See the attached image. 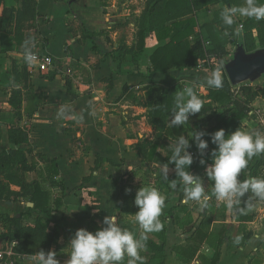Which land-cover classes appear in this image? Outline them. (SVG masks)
I'll use <instances>...</instances> for the list:
<instances>
[{"label":"crops","instance_id":"crops-1","mask_svg":"<svg viewBox=\"0 0 264 264\" xmlns=\"http://www.w3.org/2000/svg\"><path fill=\"white\" fill-rule=\"evenodd\" d=\"M148 1L33 0V16L24 21L18 16L19 0L0 2V153L13 148L11 129L28 133L29 142L21 149L29 151L27 159L35 170L27 177L41 183L51 195V213L43 217L57 230L58 238L50 251L56 253L59 264H66L70 258L68 247L75 232L86 229L95 233L105 227L103 220L108 215L117 216L122 228L139 237L142 230L135 219L139 209L134 200L142 187L159 189L166 201L160 217L163 227L147 234L146 247L140 253L145 264H264V200L252 197V206L244 213L227 210L214 196L207 208L202 209L197 202L184 204L175 169L170 167L168 180L160 173L165 154L159 149L153 158H144L137 151L139 143L160 142L148 113L149 103L162 88L178 86L181 92L183 87H200L197 94L204 98L202 102L219 109L207 97L209 87H201L200 80L194 83L196 77H208L202 65L166 73L154 70L150 56L161 45L155 34L145 40L143 50L137 51L138 21ZM240 1L199 5L187 11L180 20L193 16L198 23L192 44L198 40L197 35L204 36L203 30L223 38L225 33L232 34L220 13L237 7ZM128 4L130 9L126 8ZM234 19L238 34L243 36L244 29L239 26L248 17L241 20L237 13ZM252 34L256 51L262 46L256 29ZM26 41L32 53L55 58L56 68L42 73L31 67L25 59ZM233 49L225 48L231 55ZM70 69L72 73L68 74ZM259 84L260 92L264 85ZM62 108L65 114L58 118ZM249 116L230 129L210 124L202 131L224 129L226 136L239 128L264 133L262 95L251 105ZM189 122L181 126L190 140ZM191 142L195 149L188 151L197 157L191 172L203 179L206 192L211 194L212 182L205 169L212 163L213 148L201 157L195 141ZM201 159L206 165L200 164ZM50 161L59 170L54 182L47 169ZM150 166L155 169L150 170ZM251 177L264 178V154L254 157L239 179ZM158 180L168 186L161 188ZM175 180L177 187L173 188ZM247 199L248 194L240 207ZM27 204L24 200L0 199V216L20 218L28 212ZM1 231L6 233L4 226ZM17 254L21 259L16 264H34L35 255Z\"/></svg>","mask_w":264,"mask_h":264},{"label":"trees","instance_id":"trees-1","mask_svg":"<svg viewBox=\"0 0 264 264\" xmlns=\"http://www.w3.org/2000/svg\"><path fill=\"white\" fill-rule=\"evenodd\" d=\"M2 0H0L1 2ZM20 10L19 20H27L33 16V0H19ZM230 0H149L146 8L138 21V30L136 34L137 51L144 49L145 40L156 35L161 43L155 52L150 56L154 70L166 73L170 69L183 70L193 69L202 65L206 70L212 72L219 68L223 79V86L220 89L208 88L207 97L219 109L203 103L201 113L190 116L193 120L188 123V129L194 136L195 131H202L211 125L225 127L230 129L239 125L242 120L249 119L251 105L259 95L264 97V87L257 90V84L263 83L264 76L255 83H246L233 87L224 71V63L232 56L224 47L212 46L209 41H202L201 36L192 44L191 38L196 34L195 28L198 26L197 20L193 16H187L185 20H180L186 16V12L195 9L197 6H209L218 3H228ZM244 31L242 41L247 53L255 51V42L252 31L258 32L259 42L264 49V20L257 21L254 18H248L243 24ZM208 43V45H206ZM212 43V42H211ZM212 46V47H211ZM197 87H192L197 94ZM180 90L178 86H171L168 89L162 88L155 99L149 103V123L154 127L157 133V139L160 142L155 144L139 143L136 148L140 156L144 158L149 155L153 158L157 150L165 154L162 163H169L172 155V147L181 137L189 139L188 134L182 126L173 127L170 124L171 113L174 110L175 95ZM153 90H149L152 96ZM201 100H204L197 94ZM151 98V97H150ZM221 109H224L222 112ZM212 122V123H209ZM204 132L207 133L206 130ZM172 139L174 142H170ZM209 147L216 146L211 143L210 136H205ZM9 141L13 145L12 149H2L0 153V199L5 201L19 202L27 201L33 204V208H28V212L17 216H0V223L4 226L6 233L0 236L1 239L16 240L19 245L16 248L17 253L33 256L40 251L49 252L51 246L58 238L57 230L51 227V221L43 217L51 213V195L38 181H29L28 174L35 169L29 164L25 150L21 146L29 142V136L26 131L20 129H11L9 132ZM191 149H195L193 143ZM212 149V150H213ZM198 156V155H197ZM190 171L197 164V157ZM169 167L175 169V165ZM49 176L54 182V178L59 175L58 166L54 161L47 164ZM177 175V174H176ZM177 177V176H176ZM178 178V177H177ZM158 185L163 188L168 186L166 182L158 180ZM11 187L19 188L18 191H12ZM15 198V200H11ZM35 213L36 215H32ZM26 217V218H25ZM25 218V219H24ZM5 219V220H3ZM4 222H3V221ZM25 220L33 221V224H27ZM27 221V222H28ZM219 254H217V260Z\"/></svg>","mask_w":264,"mask_h":264},{"label":"clouds","instance_id":"clouds-1","mask_svg":"<svg viewBox=\"0 0 264 264\" xmlns=\"http://www.w3.org/2000/svg\"><path fill=\"white\" fill-rule=\"evenodd\" d=\"M254 18L257 21L264 20V5L257 0H245L241 7L225 8L220 13L224 25L231 27L235 23L236 14ZM240 24L239 28L243 29ZM227 35V33H225ZM25 43V59L31 64L35 60L31 48ZM209 88L220 89L223 86L220 69H215L206 77ZM174 110L171 113L170 124L179 127L189 122V117L201 113L203 102L192 88H185L176 93ZM65 109L58 112V118L63 117ZM210 136L211 143L216 147L211 152L212 163L206 167V176L211 181L210 193L206 192L203 179L194 175L190 168L194 163L192 154L188 151L191 147L190 141H195L197 150L204 157L209 148V143L204 139ZM172 147V155L169 163L163 164L160 173L168 180L170 167L175 165V171L180 186L183 189V203L197 202L201 208L208 207V201L214 196L220 202H224L227 210L244 213L245 209L251 208L252 197L264 200V178L251 177L239 179L241 173L248 168L249 162L256 156L264 154V133H249L240 128L226 136L224 129L214 133L195 131L189 140L181 136ZM206 160L201 159L200 164L206 165ZM177 180L172 181V187H177ZM126 192L130 193L131 189ZM248 194L247 201L240 207L242 198ZM135 206L139 211L135 214L136 222L142 230L137 237L131 231L122 228L118 223V217L108 215L104 218L105 227L98 229L95 233L86 229H78L70 240V258L66 264H145V257L140 253L145 249L147 234L159 232L163 225L160 217L165 208V197L155 187H142L135 196ZM239 243V239H237ZM34 264H59L56 253L40 251L34 256Z\"/></svg>","mask_w":264,"mask_h":264},{"label":"water","instance_id":"water-1","mask_svg":"<svg viewBox=\"0 0 264 264\" xmlns=\"http://www.w3.org/2000/svg\"><path fill=\"white\" fill-rule=\"evenodd\" d=\"M224 71L233 87L255 83L264 76V49L247 53L243 41L238 43L232 56L224 63ZM27 207L33 208V204L29 203Z\"/></svg>","mask_w":264,"mask_h":264},{"label":"rangeland","instance_id":"rangeland-1","mask_svg":"<svg viewBox=\"0 0 264 264\" xmlns=\"http://www.w3.org/2000/svg\"><path fill=\"white\" fill-rule=\"evenodd\" d=\"M131 2V1H130ZM135 3V2H134ZM257 3L258 4H260V5H264V1H260V0H258L257 1ZM245 5V0H241L240 2H238L237 3V7H241V6H244ZM127 9H130V6H129V4H128V7H126ZM240 16V19L241 20H246V18L247 17H244V16H241V15H239ZM238 19V18H237ZM237 23L235 22L232 26H231V32H232V34L230 33V34H228L227 33V35H226V37L225 38H223V37H221L222 35H219V34H216L215 32H208L207 30H203L204 31V36H201V40L202 41H209L210 43H211V45L212 46H220V47H224V48H228V49H233L232 51L234 52L235 51V48H236V45L238 44V43H240V42H242V35L240 36V33L238 34V32L239 31H237V29H236V27H237V25H236ZM229 38H232V39H229ZM232 40V41H231ZM228 42H230L229 43V45H226V46H224L225 45V43H228ZM211 46V47H212ZM258 47H260L259 45H258ZM260 49H262V48H260ZM233 52H232V54H233ZM203 71H205V73H207L208 74V76H210L211 74L209 73V71H207L206 72V70L203 68L202 69ZM197 80H200V84H201V87H208L207 86V84H206V80H204V77H196L195 78V81L196 82H194V83H197ZM257 85H260V84H257ZM255 87H257V89H258V87L259 86H255ZM186 88H189V86L188 87H186ZM183 89H185V87H183L182 88V90ZM196 89H198L199 91L201 90V88L200 87H198V88H196ZM262 88H260V90H261ZM255 107H258L257 105V102L255 103ZM138 131H140V130H138ZM149 169L150 170H153V169H155V167L154 166H150L149 167ZM12 191H18L19 190V188H17V187H11L10 188ZM11 200H15V198H11ZM3 220H5V219H3ZM2 220V221H3ZM28 220H25V222L27 223V224H33V221H31V220H29L28 222H27ZM4 222V221H3ZM2 224L0 223V227L2 228ZM5 233V231H1L0 232V234L1 235H3Z\"/></svg>","mask_w":264,"mask_h":264},{"label":"built area","instance_id":"built-area-1","mask_svg":"<svg viewBox=\"0 0 264 264\" xmlns=\"http://www.w3.org/2000/svg\"><path fill=\"white\" fill-rule=\"evenodd\" d=\"M33 54L35 56V60L30 65L31 67H36L39 72L46 73L56 68L57 61L52 56L42 53ZM67 73L71 74L72 70H68ZM1 240L2 243L0 244V264H16L17 259H21V256H19L16 252V248L19 245V242L16 240L10 241L8 239Z\"/></svg>","mask_w":264,"mask_h":264}]
</instances>
